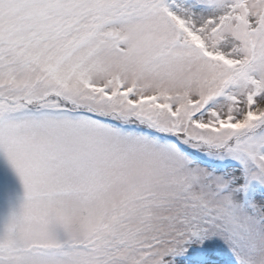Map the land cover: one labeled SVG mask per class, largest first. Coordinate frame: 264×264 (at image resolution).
<instances>
[{"label":"snow or ice","instance_id":"6c2138e0","mask_svg":"<svg viewBox=\"0 0 264 264\" xmlns=\"http://www.w3.org/2000/svg\"><path fill=\"white\" fill-rule=\"evenodd\" d=\"M0 264H264V0H0Z\"/></svg>","mask_w":264,"mask_h":264}]
</instances>
